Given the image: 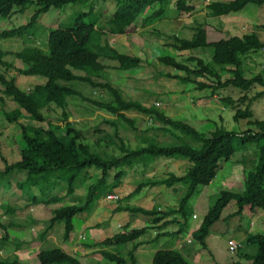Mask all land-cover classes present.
<instances>
[{"label": "trees", "instance_id": "16d2710c", "mask_svg": "<svg viewBox=\"0 0 264 264\" xmlns=\"http://www.w3.org/2000/svg\"><path fill=\"white\" fill-rule=\"evenodd\" d=\"M86 1L89 0H0V17L2 18H9L16 12L24 13L29 6H35L34 13L26 23L0 32V40L22 38L26 44L16 52L0 48V102L4 104L7 99H10L15 103L14 108L4 109L3 113L8 122H18L21 130V158L12 163L5 160V169L0 171V182L15 171L25 170L27 177L17 181V188L28 194L34 204L48 205L59 203L64 199L63 196L52 193L56 187H62L64 179L67 180V195H71L75 192L76 181L83 183V176L89 169L98 171L94 181L87 186L85 196L78 198L81 203L61 205L53 209L48 227L39 237L44 238L57 223H63L64 238L69 240L75 229L74 218L87 213L96 199L109 193L118 196L115 213L122 211L131 214L133 212L141 213L144 216L152 217V224L157 225L159 229H164L170 224L179 223V221L185 227L186 223H182L181 219H184L185 222L188 221L185 208L189 200L196 193H200V187L210 185L221 169V161H229L236 151L249 143L257 144L258 161L257 164L254 161L251 168L244 167L243 191L222 190L215 203L209 207L199 228L193 232V238L207 248L206 237L210 229L220 220L223 210L232 200L237 203V215H241L247 207L252 210L264 211V119H253L254 112L251 108L255 101L264 96V89L249 96V92L256 86L264 87V67L258 73L248 76L245 66L249 57L264 52V40L261 39L258 32L253 30L243 36L233 35L211 42L208 40L207 23L197 22L192 27L191 38L173 35L171 45L177 51H189L197 48L209 49L211 50V60L207 62L202 57H188L187 61L195 63V66L191 67L184 61H179L169 55L159 58V61L164 65L185 73L184 76L167 74L168 77L195 83L199 90L213 89V92H219V90L228 87L241 90L242 95L237 99L229 96L222 97L221 100L231 105L235 110V121L248 120L247 129L238 132L221 126L210 133H205L187 122L173 119L156 104L146 105L133 98H127L121 88L107 80L109 78L108 67L104 62V59L116 61L121 70L139 67L142 62L139 56H131L118 51L109 42L104 43L103 37L108 33L127 34L131 25L142 15H144L143 21L146 25L165 18V14L169 10V13H173L176 18H180L184 13L190 14L196 9L191 4L193 0H112L113 2L109 3L114 6L111 16L105 12L108 8H104L99 15H94L95 4L108 6L107 3L110 0H92V8L87 12L78 13L72 26L65 27L60 23L58 27H47L40 21V17L52 8L62 9L70 3ZM172 3H175L174 7L171 6ZM251 3L263 6L264 0H210L206 8L208 16L222 17L238 13ZM104 16L108 17V31H105L99 23V19ZM86 18L95 19L86 22ZM261 27L264 28V26ZM44 45L47 46V50L41 47ZM10 54L21 61V67L17 68L13 62L6 60ZM11 69H16L19 74L25 76H41L45 78V81L36 84L29 90L23 89L17 84L15 76L8 75V71ZM76 70L82 71L84 74H77ZM225 74H229V76L224 78ZM98 78L105 79V82L98 81ZM207 78H211L213 81L206 82ZM72 81L103 90L107 95L98 99L85 96L77 87L68 85ZM70 97H79L92 103L98 109L109 112L116 116V120L124 122L135 130H138V119L129 117L128 111H137L150 116L152 121L159 122V126H153L154 131L157 132L155 135L161 132L163 135H171L179 140H182V135H185L199 143V147H194L189 143L167 144V141L160 142L154 135L146 139L145 145L141 144L132 148L119 135L117 129L115 135L119 142L116 144V141L112 139L111 143L119 146L120 153L102 152L99 150L102 146L101 142L94 146L86 142L83 133L69 120L71 114L67 109ZM51 106L62 109L61 124L50 122L49 126L45 128L19 122L21 119L44 122L46 119L45 109ZM237 142L242 146L237 147ZM158 157L185 159L191 165L183 175L170 172L160 178L143 179L129 194L121 197L118 189L123 184L122 178L127 172L125 168L136 167L137 169L140 166L146 168ZM242 162L244 161L242 160ZM116 170L113 181L109 182L112 172ZM176 185L178 186L174 188ZM157 186L174 188L175 193L184 192L177 208L159 211L158 206H155L147 210L127 202L142 193L143 190ZM33 187H40L44 194L42 196L50 197L43 201L35 194L32 195L30 190ZM1 208L6 209V212L11 214L10 217L17 210V207L10 205H2ZM172 214H177L180 217L175 220H167V217ZM0 226L6 231L0 242V247L4 248L10 239L8 230L17 225L15 222H10L5 225L0 223ZM100 226L101 224H97V227ZM150 229L151 226L131 228V225L127 224L119 232L96 242L94 246L101 248L100 253L108 264H137L135 252L143 243L140 238ZM178 233L180 230L175 234ZM168 234L173 235L174 232L158 234L153 240L158 241L160 235ZM13 242L17 249L23 246L21 241L14 240ZM129 243L131 247L125 256H121L119 251H115L118 247ZM246 243L255 245L257 251L255 254L242 253L241 260H250L249 264H264V234H249ZM109 248L114 249L109 250ZM37 258L41 264H82L76 255L61 247H42L37 252ZM241 260L229 264H245ZM0 264H19V261L16 256L14 260L1 258ZM153 264L191 263L178 249H160L153 255ZM214 264L224 263L214 262Z\"/></svg>", "mask_w": 264, "mask_h": 264}, {"label": "rangeland", "instance_id": "374dc122", "mask_svg": "<svg viewBox=\"0 0 264 264\" xmlns=\"http://www.w3.org/2000/svg\"><path fill=\"white\" fill-rule=\"evenodd\" d=\"M111 2L113 1L110 0L107 4ZM209 2L210 0H193L191 4L194 5L196 9L192 13H184L180 18H176L173 16V13H169V10L166 12L165 18L152 21L146 25L143 21L144 15H142L131 25L127 34L114 35L108 33L104 36V43L109 42L118 51L131 56H139L142 60L139 67L135 69L121 70L118 68V63L116 61L103 58L108 67L107 71L109 78L107 80L114 86L121 88L127 98H133L146 105L156 104L165 111L168 116L175 120L187 122L201 132L210 133L221 126L228 130L242 132L247 129L248 120L235 121V110L231 105L221 100L222 97L229 96L237 99L242 95L240 89L228 87L219 90V92H213V89L199 90L195 83L184 82L178 78L168 77L167 74H181L184 76L185 73L176 71L159 61L161 56L169 55L194 67L195 63L187 61L188 57H202L207 62L211 60V50L209 49L204 50L202 48H197L189 51H177L171 45L173 35H177L181 38H191L193 35L192 27L197 22L207 23L208 40L211 42L233 35L243 36L253 30L257 31L261 39L264 40V28L261 27L264 26V5L257 6L251 3L243 9V11L238 13L222 17H210L208 16L206 8ZM174 5L175 3H172L171 6L174 7ZM92 6V0H89L86 2L70 3L62 9L52 8L48 13L40 17V21L47 27H58L60 23L65 27H69L73 25V20L78 13L87 12ZM104 8H108L105 12L108 16H111L114 6L110 4L108 6L105 4H95L94 15H99ZM34 11L35 6L32 5L29 6L24 13L16 12L9 18L0 17V32L26 23ZM94 19L86 18V22ZM107 21L108 17L105 16L99 19V23L105 31L109 30ZM25 45L22 38L0 40V48L10 52L19 51ZM41 47L47 50V46L44 45ZM6 60L13 62L17 68L22 66L21 61L11 54L6 57ZM245 66L248 76L261 71L264 67V52L262 54H255L251 58L249 57V59L246 60ZM75 73L80 75L84 74V72L78 70H76ZM8 75L15 76L19 87L26 90L45 81V78L41 76L21 75L16 69L8 71ZM228 76L229 74H225L224 78ZM97 80L105 82V79L102 78H98ZM205 81L212 82L213 79L207 78ZM68 85L75 88L77 87L85 96H90L94 99L107 95L103 90L93 88L77 81L69 82ZM263 89L264 87L262 86H256L249 92V96H253L257 91ZM14 106L15 103L10 99H7L4 104L0 102V171L5 169L6 161L12 163L21 158L20 124L18 122H8L3 113L4 109L9 110L14 108ZM251 108L254 112L253 119H264V96L255 101ZM67 110L71 114L69 120L83 133L85 141L93 146L101 142L100 144L102 146L99 150L109 154L120 153L119 146L111 143L112 139L116 141V144L119 142L115 135L117 129L119 135L125 139V142L132 148H135L137 145H145L147 142L146 139L153 137L157 133L154 131L153 126H159V122L152 121L150 116H146L137 111H128L127 115L129 117L138 119V130H135L124 122L116 120V116L107 111L98 109L92 103L79 97L69 98V107ZM61 116L62 109L51 106L45 109L46 119L44 122L31 121V119H21L19 122L21 124L31 123L47 128L50 122L61 124ZM155 136L160 142L167 141V144L175 142L189 143L194 147H199V143L185 135H182V140L171 135H163L161 132H158V135ZM236 146L241 147L242 145H239L237 142ZM242 160L244 162H242ZM254 161L255 164H257L258 149L255 143L246 144L243 148L236 151L229 161H221V169L212 183L208 186L209 189L205 192V187H200L199 195L196 193L187 203L185 209L188 214V221L192 224L201 221L205 210L215 203L222 190L231 189L232 191L242 192L244 189V179L241 173L244 171L245 166L251 168ZM190 165L191 163L185 159L177 160L168 157H158L146 168L141 166V168L138 167L137 169L136 167H126L125 169L127 172L122 178L123 184L118 189L119 195L123 197L129 194L140 181L146 178H160L166 176L170 172L183 175ZM116 172L117 170L112 172L109 182L113 181ZM230 172H234V176L229 177L230 180H228L227 177L230 175ZM97 174L98 171L89 169L85 176H83V183L76 181L75 192L71 195H67L66 179L63 180L65 183L63 182L62 187L58 186L52 190L50 186V189L53 191L52 193L63 196L64 199L59 203H50L48 205L43 203L34 204L28 194L17 188V181L25 179L27 177V171H15L6 176L4 181L0 182L3 183V185H0V223L5 225L10 222H15L17 226L8 230L10 239H8L9 242L6 244V247H0V259L9 258L10 260H14L16 256L19 264H38L37 261L40 262L39 259L37 258L36 261H33L32 258H34V256L36 257L37 252L42 247L53 248L63 245V223H57L46 239L45 237L40 238L39 236L47 229L52 210L61 205L81 203L78 198L85 196L87 186L94 181ZM78 183L79 185H77ZM30 193H32V195L35 194L40 199H43V201L50 197L42 196L44 194L40 187H33ZM183 194V191L175 193L172 188L157 186L143 190L142 193L132 197L130 201L128 200L127 202H151L153 205L174 204L180 202V198H182L181 195L183 196ZM109 195L110 193L96 199L91 205L90 210H87V213L85 212L74 218V231L76 236L80 233H90L91 230H88V227H83L87 215V223L92 224L91 226L101 224L96 230L100 238L111 236L119 232L125 226L123 224L129 212L122 211L115 213L114 209L117 207V200L109 198ZM140 198L144 199L140 200ZM2 205L14 206L17 207V210L12 214V217H10L11 214L6 212V209L1 208ZM235 208H237V204L234 205V203L227 206L223 211L221 219L210 229L211 236L206 240L207 248L205 254L207 258L210 257L215 260V262L229 264L233 261L240 260V255L242 253L255 254L257 247L246 243L247 236L257 233L264 234V225L262 223H260L261 229L256 228L254 224L251 226L250 221L251 218H254L253 214H236L235 216L227 218L230 213H233L232 211ZM194 211L200 216L198 221L193 218ZM258 211L259 213L264 212L260 209H258ZM145 219H147L145 216L139 217V221ZM260 221H264V217H260ZM142 225L141 222L138 223L136 227L141 228ZM168 228L173 230L176 228V225L174 224ZM165 230L166 228L157 230V232H165ZM5 234V229L0 226V242ZM102 234L103 236H101ZM144 238H149V236L145 234L140 239ZM230 238L234 239L240 245V248L235 253L229 250L228 240ZM14 240L23 242V246L17 249L16 244L13 242ZM157 245V241L152 239V245L149 246V249H154ZM130 246L131 244L129 243L118 247L115 251H119L121 256H125ZM113 249L114 248H109V250ZM30 250L31 255L26 258L17 255L22 254V252L27 253ZM33 251H35V254ZM70 253L78 257L74 252ZM149 253L150 251H148L146 255L148 256ZM244 261H246V259ZM203 263L204 262L201 264Z\"/></svg>", "mask_w": 264, "mask_h": 264}, {"label": "crops", "instance_id": "0c3cea01", "mask_svg": "<svg viewBox=\"0 0 264 264\" xmlns=\"http://www.w3.org/2000/svg\"><path fill=\"white\" fill-rule=\"evenodd\" d=\"M241 175H242L243 179L245 180L244 171L241 173ZM233 176H234V172H230V175L227 177V179L230 180L229 177H233ZM177 186L178 185L174 186V188ZM208 186H204L205 192L209 189ZM174 188H172L173 191H174ZM229 190H231V189H229ZM144 198H140V200H142ZM197 198H198V196H197ZM232 201H235V200H232ZM232 201L227 206L231 205V203H234V205L237 204L236 201L235 202H232ZM129 203L131 205H134V206H140V207L145 208L147 210H150L153 207L158 206L159 211H169L171 208H177L179 205V202H176L174 204H165V205H158V204L153 205V204H151V202H141V203L140 202H129ZM208 210H209V207L207 210H205L204 216L206 215ZM237 210H238V206H237V208H235L232 211L233 213H230L228 215L227 218H229L231 216H235ZM247 213H250V215H252V214L254 215V218H251V221H250L251 226L254 224L256 226V228L261 229L260 223H262L264 225V221H260V217L261 218L264 217V212L259 213L258 209L252 210L249 207H247L243 211L242 214L246 215ZM255 214H256V216H255ZM222 215H223V212H222ZM222 215H221V217H222ZM141 216H144V215H142L141 213H136V212H133V214L129 213L126 216L125 222L123 224V225L130 224L131 228H133V227L135 228L137 226V224L141 223V222L143 224L142 227L151 226V229L149 230V232L146 233L149 236V238L140 239L143 243L135 252L137 264H153V255L155 254L156 251H158L160 249H178L179 251H181L183 253L185 258L188 259V261L191 264H201L202 262H204L203 264H214L215 260H213L210 257L207 258L206 254H205L206 248L203 247L200 242L196 241L193 238V232L199 228L203 218L201 221H199L195 224L190 223V221L185 222L184 219H181L182 223H186L185 227L183 225H181L180 221L178 220L179 223L175 224L176 228L173 230L171 228L169 229L168 227L169 226L171 227L174 224L166 226L165 232H170V233L174 232V234H175L176 232H179V230H180V233L175 234V235L174 234L173 235H171V234L160 235L159 240L157 241L158 245L154 249L153 248L149 249V246L152 245V239L155 238L158 234H162L164 232H157V230H160V229L158 228L157 225L152 224V219H151L152 217L145 216L147 219H145L143 221L142 220L139 221V217H141ZM51 217H52V214H51ZM177 217H180V216H178L177 214H172L169 217H167V220H175ZM87 218H88V215L85 217V222L83 224V227H88V230H91L90 233L89 234L80 233V234H78V236H76L75 231H73L69 240H65L64 233H63V245H60V247L69 253L74 252L75 254L78 255V257L80 256L79 258H80V261L82 264H107L105 262V260L103 259L101 253H100L101 248L94 246V244L96 242L102 241L104 239V237L100 238L98 236V234L96 233V230L98 228L96 226L97 224L95 226H91L92 224L87 223ZM193 218L196 221H198L200 216L194 211L193 212ZM54 227L48 231V234L45 236V239L49 236V234L54 229ZM251 230H252V227H251ZM181 231H182V233H181ZM101 236H103V234ZM210 236H211V232L206 237V240ZM230 239H232V238H230ZM148 251H150V253L147 256L146 253ZM33 252L35 254V251H33ZM30 253H31V250L28 251L27 253L22 252V254H17V255H19L20 257L22 256L23 258H26V257L31 255ZM32 259H33V261H36L37 260V254H36V257L34 256V258H32ZM240 260H241V258H240ZM244 260L245 259H242L241 261L244 262L245 264L251 263L250 260H246V261H244ZM37 263L41 264L38 261H37Z\"/></svg>", "mask_w": 264, "mask_h": 264}, {"label": "built area", "instance_id": "2783aa9c", "mask_svg": "<svg viewBox=\"0 0 264 264\" xmlns=\"http://www.w3.org/2000/svg\"><path fill=\"white\" fill-rule=\"evenodd\" d=\"M109 198L116 200L118 198V196L111 194V195H109ZM228 246H229V250L232 253H235L240 247V245L233 239L228 240Z\"/></svg>", "mask_w": 264, "mask_h": 264}]
</instances>
